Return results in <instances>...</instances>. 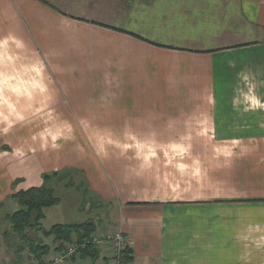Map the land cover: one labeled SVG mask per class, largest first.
Wrapping results in <instances>:
<instances>
[{
	"label": "crops",
	"instance_id": "crops-1",
	"mask_svg": "<svg viewBox=\"0 0 264 264\" xmlns=\"http://www.w3.org/2000/svg\"><path fill=\"white\" fill-rule=\"evenodd\" d=\"M56 88L62 136L0 117V203L76 169L127 264H264V0H0V108L46 107ZM74 138L108 147L58 153ZM51 242L43 260L21 254L46 263ZM95 249L66 264H109Z\"/></svg>",
	"mask_w": 264,
	"mask_h": 264
},
{
	"label": "rangeland",
	"instance_id": "rangeland-1",
	"mask_svg": "<svg viewBox=\"0 0 264 264\" xmlns=\"http://www.w3.org/2000/svg\"><path fill=\"white\" fill-rule=\"evenodd\" d=\"M45 70L47 72H51L52 69H45ZM35 72L36 74H38V69H35ZM51 81L54 83H57V79L55 78L53 74H51ZM34 86H35L34 88L35 92L36 91L41 92L43 90L41 88V80L37 77V75L35 76ZM11 90L15 91L13 86ZM53 92L55 95L54 97H52L51 102L47 103L48 106L46 107L41 105V101L36 103L33 106H30L29 109H26L27 106L25 105L19 106V107H17V105L1 106L2 108H0V117L1 116L6 117L5 115L10 114V113H15V112L17 113L21 112L24 115L26 114L33 115L35 118L34 123L29 122V124L31 125L33 124L34 126V137L36 141L43 140L45 135H47L48 133L54 134L55 137H57L58 135L62 136V96H60L59 94L60 91L58 90V88L54 89ZM21 108L23 109V111ZM46 114L51 115V117L55 116L56 118L52 120H48L47 118H45V116L49 117ZM4 124L9 125L11 123H4ZM3 139L4 138L2 137L0 138V143ZM106 140L107 139H90V138L68 139V144L62 141V146H61L59 142L58 153L59 152L62 153L63 148H66L68 150L70 149L74 150L76 147H78V148H81V152L83 155H86V154L94 155V153H97V151L100 150V148H97V147H101L102 149H107L108 144ZM5 148L6 147H2V148L0 147V153L9 151L8 147H7L8 150H6ZM90 159L92 158L90 157ZM64 170L69 171L70 172L69 174L72 175L71 179L73 182V187L69 190H75V191L70 192L69 190H65L64 184L63 185L57 184L54 186L55 196L59 199L60 204L58 206L44 210V219L42 220L41 225L43 229L45 230H49L52 226L56 224L72 223V222L79 224V223H82L92 218V212L90 214L88 212H85L87 211V207L89 208L88 205L91 203L90 200L92 199L90 198V194L86 195L85 188L83 185L84 178H83L82 173L76 169L75 170L74 169H63L62 171ZM75 192L78 194H81L79 198L82 196V199L80 201V204L82 203L80 206V211H78L77 213L73 212L72 203H71V199ZM14 193H16V191H14L10 195H13ZM7 203H8V200H5L3 202L4 209H3V213L0 215V264H18L15 262L17 259L19 261V264H30L29 262L31 261L25 260L26 257L28 256L27 253L19 255L15 252V250L19 246V242L17 241L18 239L15 236H13V234L10 235L7 241H5L2 238L3 231L8 230V226L5 225V223H3L2 217L4 214H8L12 212L11 208L9 206H6ZM13 206H14V203H12V207ZM104 209L105 208H102V210ZM13 210H14V207H13ZM30 238H33V234H30ZM45 239L46 238H44L42 235H39L40 241H43L45 243V241L48 240V239L46 240ZM48 245H49V242H48ZM69 245H74V242ZM97 247H105V246L101 245ZM31 264H38V263L31 262ZM43 264H46V263H43Z\"/></svg>",
	"mask_w": 264,
	"mask_h": 264
},
{
	"label": "trees",
	"instance_id": "trees-1",
	"mask_svg": "<svg viewBox=\"0 0 264 264\" xmlns=\"http://www.w3.org/2000/svg\"><path fill=\"white\" fill-rule=\"evenodd\" d=\"M69 173V171L64 170L44 174L41 177L42 185L40 187L18 191L8 198V201L14 202L16 210L3 215L2 221L8 226V230L3 231L2 238L7 241L13 234L18 239L19 246L15 251L17 254L28 250L29 254L38 260L46 257L51 246L41 243L39 235L46 239L52 238V247H55L56 243L59 242V246L54 248L55 251H60L64 245L74 242L77 244L78 253L81 255L93 256L97 253L96 246L86 243V240L96 231L93 221L87 220L81 224L71 225L58 224L49 230L43 229L41 225L44 219V210L60 204L59 199L55 196L54 186L64 184L65 190L73 187L72 175ZM3 207L4 204L0 203V215L3 213ZM30 234H33V238H30ZM127 254L126 264L130 261L129 251ZM38 264L42 263L39 262Z\"/></svg>",
	"mask_w": 264,
	"mask_h": 264
},
{
	"label": "built area",
	"instance_id": "built-area-1",
	"mask_svg": "<svg viewBox=\"0 0 264 264\" xmlns=\"http://www.w3.org/2000/svg\"><path fill=\"white\" fill-rule=\"evenodd\" d=\"M86 241L88 245L96 247L101 245L108 246L109 264H126L129 245L127 238L121 232L105 234L94 233ZM77 252L78 246L76 243H74V245L66 244L63 246V249L57 251V253L53 255L54 257H51L46 264H66L75 257Z\"/></svg>",
	"mask_w": 264,
	"mask_h": 264
}]
</instances>
